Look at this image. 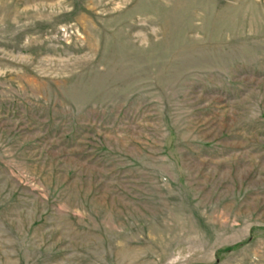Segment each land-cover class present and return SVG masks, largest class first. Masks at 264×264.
I'll list each match as a JSON object with an SVG mask.
<instances>
[{"label": "rangeland", "instance_id": "374dc122", "mask_svg": "<svg viewBox=\"0 0 264 264\" xmlns=\"http://www.w3.org/2000/svg\"><path fill=\"white\" fill-rule=\"evenodd\" d=\"M0 264H264V0H0Z\"/></svg>", "mask_w": 264, "mask_h": 264}]
</instances>
